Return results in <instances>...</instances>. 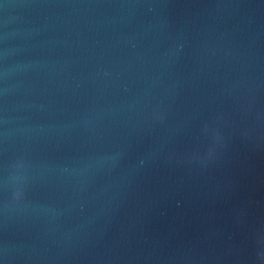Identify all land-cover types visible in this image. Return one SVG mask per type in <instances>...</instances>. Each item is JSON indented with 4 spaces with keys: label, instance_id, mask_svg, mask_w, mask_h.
Instances as JSON below:
<instances>
[{
    "label": "water",
    "instance_id": "1",
    "mask_svg": "<svg viewBox=\"0 0 264 264\" xmlns=\"http://www.w3.org/2000/svg\"><path fill=\"white\" fill-rule=\"evenodd\" d=\"M0 264H264V0H0Z\"/></svg>",
    "mask_w": 264,
    "mask_h": 264
}]
</instances>
